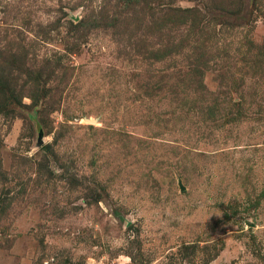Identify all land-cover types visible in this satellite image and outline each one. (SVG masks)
Masks as SVG:
<instances>
[{"label":"rangeland","instance_id":"1","mask_svg":"<svg viewBox=\"0 0 264 264\" xmlns=\"http://www.w3.org/2000/svg\"><path fill=\"white\" fill-rule=\"evenodd\" d=\"M0 264H264V0H0Z\"/></svg>","mask_w":264,"mask_h":264}]
</instances>
